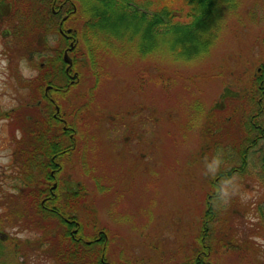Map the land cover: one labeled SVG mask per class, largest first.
<instances>
[{
  "label": "rangeland",
  "instance_id": "374dc122",
  "mask_svg": "<svg viewBox=\"0 0 264 264\" xmlns=\"http://www.w3.org/2000/svg\"><path fill=\"white\" fill-rule=\"evenodd\" d=\"M70 1L76 6L75 1ZM49 2L41 5L37 0H11L10 18L0 17V30L9 23L17 28L0 37V231L3 234L0 244L5 264H78L80 261L90 264L92 259L88 252L82 258L72 254L73 243L78 242L70 241L77 237V231L70 233L72 224L70 238L68 235L63 238L60 219L52 215L47 242L41 227L30 226V212L27 219L21 215L25 208H30L27 200L18 215L10 216L4 209L5 201L14 206L8 201L9 194L21 190L13 187L17 184L15 179L20 180L21 171L16 163L25 148L17 147L13 132H20L26 115H30L25 107L32 97L27 80L31 75L25 72L35 68L24 54L18 67L11 60V70L7 62L5 66L2 54L10 51L11 45L19 54L20 47L37 44L41 35L50 44L54 40L58 43L57 34L46 33L45 27H50L52 22L47 17ZM75 17L68 20L71 27L82 29L87 18L82 14ZM226 17L228 23L209 55L193 59L189 64L170 55L168 42L172 38L163 43L168 50L161 46L157 52L139 58L128 44L117 48L114 54L99 53L98 87L91 98L86 92L82 100L90 102L87 112L75 120L77 149L64 162L65 168L57 175L56 184L53 180L49 186L40 185L46 189L40 200L42 205L49 202V191H61L66 186L70 191L81 192L78 201L70 203L73 208L69 214L80 221L81 233L87 235L85 239H92L106 229L109 237L117 236L115 240H103L102 245L103 248L106 245V257L108 249L109 260L116 264H174L188 257L207 191L206 157L210 166L221 163L225 167L227 162L229 167L238 163L232 146L207 154L206 147L213 136L205 135L201 126L223 118L225 127L234 129V119L240 115L234 114L236 111L230 108L228 99L217 108H222L221 112L217 109L211 112V107L226 88L245 91L250 76L264 61V0H240L237 11ZM81 50L85 48L81 46ZM93 77L94 71L88 67L72 89L82 80L81 85L88 88ZM136 103L140 106L135 107ZM197 103H200L198 116L196 110H191ZM239 105L244 108V102ZM13 108L17 110L9 116ZM150 108L157 110L159 119L153 118L156 115ZM187 116L192 119L189 129L185 125ZM73 144L64 139V146ZM120 144L130 151L121 149ZM196 154L202 157L198 159ZM216 157H222L223 161L217 162ZM92 174L99 176L107 189L98 190ZM257 198L264 199L254 189L242 192L240 201L244 206ZM228 215L219 214L227 230L218 231L216 226L213 229L215 252L208 256L206 264H264L263 221L241 224L245 220L238 221L235 212ZM222 233L226 240L232 241L227 243L229 246H219ZM246 235L249 240L245 239ZM235 237L238 241H233ZM92 244L96 248L83 242L75 248L96 252L101 247L93 240Z\"/></svg>",
  "mask_w": 264,
  "mask_h": 264
},
{
  "label": "trees",
  "instance_id": "16d2710c",
  "mask_svg": "<svg viewBox=\"0 0 264 264\" xmlns=\"http://www.w3.org/2000/svg\"><path fill=\"white\" fill-rule=\"evenodd\" d=\"M72 1L76 2L75 10L69 11V16L63 21L62 27H71V21L68 20L75 17V15L82 14L85 19L87 18L82 29L80 28L81 30L73 26V34L79 37L74 52L73 67L79 71L78 83L81 77L85 76V71H88V67L93 69V81L88 88L85 89L81 85L83 80L80 84H77L75 89L72 88L76 84L71 88H67L65 84H62L63 82L55 84V80L58 77L52 76L49 72V65L51 63L57 64L55 65V72H58L60 74L59 78L62 79V75L64 76L65 72L63 71L64 62L61 58V48L53 54V57L52 55L49 57L50 63L46 58V52H42L40 57L38 47L44 41L47 43V40L43 39L42 35L37 44H35L38 47L35 45L20 47V53L17 54L11 45L10 51H5L11 70H13L11 60H14L15 66L18 67L24 54L34 66L33 68H35L36 74L28 76L27 79L31 85L32 97L28 102V107L25 108L30 115H26L28 117L25 118L20 132H13V138L17 137L18 148H25L22 153L23 156L19 159L20 161L23 158L21 165L17 162L16 167L20 168V171L23 169V174L26 175L28 190L26 188L25 197L30 208L29 210L25 208L24 214L21 215L26 218L27 212H30L28 213L30 226L41 227L44 233L43 237L47 242L50 237L48 228H51L52 215H56L60 219L59 223L62 226H59V228L64 231L63 238H66L67 235L69 237L70 223H64L63 218L69 217L70 208H73L70 203L78 201L76 198L81 192L70 191V188L66 186L61 191H49V202L46 201L42 205L40 200L46 189L40 185L49 186L51 181L59 180L57 175L65 168V157L69 153L71 156L77 149L78 135L76 133L75 120L83 118L87 112L90 102L87 104L84 103L86 101L82 100L86 92L91 98L94 90L98 87L100 73L98 69L99 53L114 54L117 48L128 44L133 48L132 53L139 58L157 52L161 46L168 50L163 43L167 44V39L172 38V41L168 42L170 55L183 63L189 64L193 59H200L209 55L216 44L218 36H220L221 30L228 23L226 16L229 13L236 12L240 5V0ZM72 9L71 5L66 7V10ZM47 15L52 22L50 27H45L46 33L57 32L61 38H59L60 46H62L63 36L58 31L59 21L49 13ZM75 19L77 20L76 17ZM12 28L17 29L14 24L9 23L5 30L6 34H9ZM81 46L85 50H81ZM41 60L44 61L43 65L40 64ZM254 71L255 73L247 81L245 91L240 89L238 91L232 89L231 91V88H226L223 94L220 95L221 101H217L215 106L211 107V112L216 111L218 107L223 105L224 99H228V105L236 111L234 114L237 113L241 116L234 119V129L226 128L225 121H222L223 118L218 119L214 123L205 124V126L203 123L201 126L205 135L209 133L213 136L206 147L207 154L208 152L209 155L211 153L215 154L217 151H221L220 149L223 147L232 146L231 150L237 153L235 155L238 158V163L235 164L236 162H234L227 167V162H225V167L221 163L213 167L210 166L212 164L206 157L208 163L206 167L207 171L209 170L207 175H205V180L207 181L205 195L207 196L204 195L203 197V206L197 219V234L194 237V245H192L193 248L188 257H184L182 261L174 264H206L208 256L215 252L214 245L216 243L212 233L213 229L216 226L218 231L225 232L227 230V225L223 224V221L219 218L220 213L230 215V212H235V217L238 221L240 219L245 220V222L241 221V224L247 222L253 225L257 220H261L264 223L263 198L252 200L250 203H246L247 205L244 204V206L240 201L242 192L254 189L259 197H264V61L259 63ZM47 84H52L53 87L45 92ZM30 87L28 88L30 89ZM241 102H244L243 109L239 105ZM55 105L59 107V112H56ZM136 105L140 106L137 103L134 106L136 107ZM199 105L200 103L191 106V110L197 111L195 113L196 116L199 114ZM150 109L151 113L156 115L153 118H156L155 120L159 119L157 110L155 108ZM16 110L15 108L11 109L9 116ZM221 110L223 109H217L220 112ZM260 118H262L261 121L259 120ZM191 121L192 119L190 118L189 120L187 116L186 129L190 128ZM126 124L128 125V123ZM63 126L65 129L62 128ZM213 128L215 129L213 130ZM69 133H72L73 137L67 139L74 144L72 146H64L63 137ZM252 133L256 134L253 136ZM224 150H227V148ZM196 157L199 159L202 155L196 154ZM219 160L223 161V158L221 157ZM85 170L89 173L90 169L86 167ZM92 176L98 190L104 191L107 189L99 176L93 174ZM226 181H228L227 185L225 184ZM28 184L31 185L30 188ZM225 187H227V193ZM222 201H227V204ZM13 215L18 214H10V216ZM74 218L77 217L74 215L70 219ZM258 235L260 236L261 233ZM223 236H225V233L220 235L219 243H221L219 246H229L227 243L232 241L226 240ZM85 238H87V235L81 233L80 238L75 240L78 241L75 244L73 243L75 242L73 241L74 239H70L74 245L72 254L76 255V257H73L79 258L81 256L82 258L84 253L88 252L92 258L90 264H116L106 257V245L104 248L102 246L103 240L105 241L103 235L98 240H94V237L92 239L89 238L90 244L83 242ZM245 239L249 240L247 235ZM92 240L97 242L95 245L101 246L100 248L97 247L99 250L96 252L92 250L81 252L82 248H78V250L75 248L81 242L86 246L96 248L92 244ZM233 241H238L237 237L233 238ZM231 246H234V244H231ZM66 254L69 255L70 250ZM81 263L83 262L80 261L78 264ZM0 264H5L3 246L1 244Z\"/></svg>",
  "mask_w": 264,
  "mask_h": 264
},
{
  "label": "flooded vegetation",
  "instance_id": "af4514ba",
  "mask_svg": "<svg viewBox=\"0 0 264 264\" xmlns=\"http://www.w3.org/2000/svg\"><path fill=\"white\" fill-rule=\"evenodd\" d=\"M41 5H43L47 0H37ZM4 6H3V5ZM9 5V7H7ZM69 5H71V8L72 7H75V5L73 3H71L70 1H66V0H63V1H59V0H50V2L48 3V6H49V13L50 15L53 17V18H57L58 21H59V24H58V31L60 32V34L63 36V39H62V46H60L59 44V40H58V43L57 40L53 43H45L46 41H44L40 47H38V52L40 53V57L42 56V52H46V55H47V60L49 62V57L52 55V57L54 56L53 54L58 51L60 48V51H61V58L63 60V55H67L68 58H70V64L67 62L65 63L64 60V67H63V71L65 72V75L63 76L62 75V79L60 81L58 80H55V84H59L61 82H63L62 84H65L67 88H71L76 81H78V74H79V71L76 70L74 67H73V59L75 58V48H76V45L79 41V37H76L74 34H73V28L70 27V26H67V27H62V23L63 21L69 16V11H74V10H66V7H68ZM10 7H11V0H0V17L1 16H5V17H9L11 15L10 13ZM3 9V10H2ZM66 10V11H65ZM3 11V12H1ZM62 13V14H61ZM63 17V19H62ZM1 19V18H0ZM60 19V20H59ZM62 19V20H61ZM7 21H9V19H6ZM1 25V23H0ZM69 28V29H68ZM7 29V26L3 27L1 30H0V37H2V33L5 35L6 32L5 30ZM68 29V30H67ZM2 31V32H1ZM53 33V32H52ZM54 35L56 34V32L53 33ZM58 39L60 38V35H57ZM61 39V38H60ZM3 57H4V62H5V66H6V62H7V65L9 64V59H7V56H6V52H3ZM81 59V58H80ZM50 63V62H49ZM40 64L43 65L44 64V61H40ZM55 63H51L49 65V72L52 74V76H56V77H60V74L57 72H55ZM57 78V79H58ZM61 85V84H60ZM53 85L52 84H47L45 86V92H47V90L49 89H52ZM56 89V88H55ZM55 109H56V112H59V107L55 105ZM59 118V117H58ZM63 129H65V127L63 126L62 127ZM73 137V134L72 133H69L67 135H65L63 137V140L66 138H72ZM127 139V137L125 138ZM113 144H116V143H113ZM116 146H118L116 144ZM133 146V145H132ZM120 147H122V149L124 151H130V149H126L125 148V145H121L120 144ZM133 152V151H132ZM134 153V152H133ZM70 157V153L69 155L65 158V160H67L68 158ZM19 164L21 165V160L18 161ZM17 170H20V168L17 167ZM23 180V181H21ZM25 181V182H24ZM15 182L17 183L13 188L16 189V190H20L19 193H15L14 195L12 194H9L10 197L8 198V201L9 202H12L14 204V206H11V203L8 204L6 203V201L4 202V209H5V213L6 212H10V214H18L21 209V207L23 206L24 202H26V188H27V184H26V175L23 174V169H21V176H20V180H17L15 179ZM54 183L56 184L57 182H55L54 180ZM22 184V186H21ZM17 186V187H16ZM21 201H22V204H21ZM15 202V203H14ZM70 218H72V216L70 215L69 216ZM70 218H63L64 219V223L68 224L70 223V225L72 224L73 228L71 229V232H76L77 231V234H78V238L76 237V239L74 240H78L80 238V234H81V231L82 230V225H80V221H76V218L74 219H70ZM70 227V226H69ZM70 231V229H69ZM74 236V234H72ZM101 235L104 236V239L105 241H107L108 239H117V236L114 237L111 235V237H109L108 235V231L106 229L105 232H100L97 234L96 237H94L93 239L94 240H98ZM83 242H86V243H90L91 241L88 240V239H85ZM95 243H97L95 241ZM107 254H108V257L109 256V253H108V249H107Z\"/></svg>",
  "mask_w": 264,
  "mask_h": 264
},
{
  "label": "clouds",
  "instance_id": "9594fccd",
  "mask_svg": "<svg viewBox=\"0 0 264 264\" xmlns=\"http://www.w3.org/2000/svg\"><path fill=\"white\" fill-rule=\"evenodd\" d=\"M54 42V41H53ZM24 62H22V64H23ZM36 73H35V71L34 70H29V71H26L25 72V75H35ZM216 161L217 162H219V158L218 157H216ZM213 167H214V165H213ZM227 183H228V181H226L225 182V184L227 185ZM225 190L227 191V187H225Z\"/></svg>",
  "mask_w": 264,
  "mask_h": 264
},
{
  "label": "water",
  "instance_id": "95a60500",
  "mask_svg": "<svg viewBox=\"0 0 264 264\" xmlns=\"http://www.w3.org/2000/svg\"><path fill=\"white\" fill-rule=\"evenodd\" d=\"M64 60L70 64V58H68L67 55L64 56ZM2 235L3 234L0 233V236H2Z\"/></svg>",
  "mask_w": 264,
  "mask_h": 264
}]
</instances>
